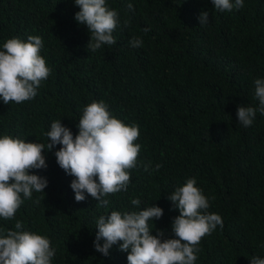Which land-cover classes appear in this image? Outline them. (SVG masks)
<instances>
[{
    "label": "trees",
    "instance_id": "16d2710c",
    "mask_svg": "<svg viewBox=\"0 0 264 264\" xmlns=\"http://www.w3.org/2000/svg\"><path fill=\"white\" fill-rule=\"evenodd\" d=\"M106 5L118 13L117 43L92 51L89 29L75 19V0H0V50L8 39L39 36L51 69L32 100L5 104L0 97V137L46 146L52 122L60 120L75 138L85 107L103 101L113 117L139 126L141 145L127 191L104 197L107 206L87 193L77 202L75 177L55 156L62 145L45 149L47 168L31 170L47 178L45 193L24 199L13 219L0 217V233L20 221L24 231L46 236L56 251L51 264H128L119 244L108 256L95 250L99 217L159 206L164 215L150 221L152 234L176 238L172 223L180 213L167 197L195 178L209 199L207 212L224 224L202 238L195 264L264 258V114L255 98V80L264 79V0H244L231 12L216 10L212 0ZM134 37L141 47L130 46ZM240 106L257 109L249 127L238 123Z\"/></svg>",
    "mask_w": 264,
    "mask_h": 264
},
{
    "label": "clouds",
    "instance_id": "9594fccd",
    "mask_svg": "<svg viewBox=\"0 0 264 264\" xmlns=\"http://www.w3.org/2000/svg\"><path fill=\"white\" fill-rule=\"evenodd\" d=\"M212 3L216 10L229 12L244 6V0H212ZM75 4L80 8L75 14L76 21L86 25L91 34L87 49L96 51L103 45L117 43L113 33L119 24L118 13L106 5V0H75ZM132 7L128 5L129 9ZM199 21L201 26L207 25L209 14L203 12ZM129 44L139 48L143 41L134 37ZM43 47L39 36H29L27 41L11 38L3 44L0 97L5 104H21L36 97L41 82L51 73L40 54ZM255 98L260 113L264 114V79L255 80ZM256 112L255 107H238V123L251 126ZM77 126L79 132L74 138L71 129L60 120L52 122L46 146L9 135L0 137V217L13 219L24 199H31L34 191L45 193L47 178L31 174V170L47 168L44 151L57 145H62L55 152L58 165L75 177L70 186L77 202L85 201L87 193L101 206H107L109 201L104 197L127 191L130 170L137 167L141 150V145L135 143L140 135L139 126L126 125L113 117L103 101L86 106ZM144 167L147 171L149 165ZM160 167L157 164L156 170ZM196 185V179L189 178L167 197L180 213L172 223L176 238L163 239V230L152 234L150 221L164 215L161 207L152 205L138 212L112 211L108 216H100L95 250L108 256L109 250L119 244V250L128 253V264H195L202 238L217 226L221 229L224 226L220 215L207 212L209 199ZM131 204L139 206L141 201L133 199ZM15 229L7 230L6 235L0 233V264H51L56 251L49 238L24 231L20 221L15 223ZM251 264H264V258L253 257Z\"/></svg>",
    "mask_w": 264,
    "mask_h": 264
}]
</instances>
